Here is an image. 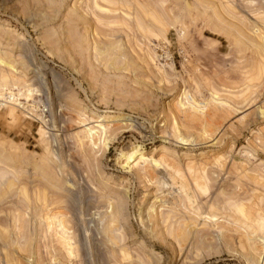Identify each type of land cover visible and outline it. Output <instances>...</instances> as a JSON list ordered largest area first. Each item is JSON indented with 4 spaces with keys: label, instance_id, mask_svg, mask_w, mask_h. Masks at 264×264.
Wrapping results in <instances>:
<instances>
[{
    "label": "rangeland",
    "instance_id": "obj_1",
    "mask_svg": "<svg viewBox=\"0 0 264 264\" xmlns=\"http://www.w3.org/2000/svg\"><path fill=\"white\" fill-rule=\"evenodd\" d=\"M0 264H264V0H0Z\"/></svg>",
    "mask_w": 264,
    "mask_h": 264
},
{
    "label": "bare ground",
    "instance_id": "obj_2",
    "mask_svg": "<svg viewBox=\"0 0 264 264\" xmlns=\"http://www.w3.org/2000/svg\"><path fill=\"white\" fill-rule=\"evenodd\" d=\"M131 157H132V156H131ZM129 158H130V157H129ZM129 158H128V159H129Z\"/></svg>",
    "mask_w": 264,
    "mask_h": 264
}]
</instances>
